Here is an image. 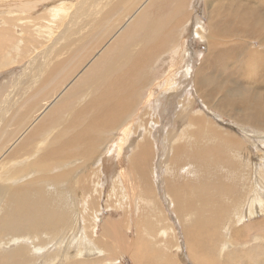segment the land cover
Segmentation results:
<instances>
[{"label":"bare ground","instance_id":"bare-ground-1","mask_svg":"<svg viewBox=\"0 0 264 264\" xmlns=\"http://www.w3.org/2000/svg\"><path fill=\"white\" fill-rule=\"evenodd\" d=\"M37 1L26 0L22 4L23 13L30 15L25 18L27 21L24 25L34 27L30 30L31 35L36 34V26L40 22L31 17L32 11L41 3ZM244 1L206 0L209 29L201 25L197 35L208 45V53L195 70L191 59L194 52L185 40L186 34L193 28L192 12L188 8L189 2L193 0H78L74 3L63 0L61 3L57 1L60 5L53 8L52 14L48 12L54 16L53 20L47 21L48 14L42 17L38 31L40 37L53 44L49 49L44 48L47 49L44 55H48L45 56L48 59L43 63L37 58L30 62L32 69L29 73L35 69L39 72L41 63L43 73H37L35 81L31 83L37 85L43 82L46 87L39 92L32 91L30 96V92L22 93L28 97L20 106L30 105L22 113L21 108L9 120V108L3 103L9 101L8 105L10 96L0 99V251L14 247L9 252L6 250L9 253L6 257L0 252V264L7 261L10 264H121V260L111 256L113 251L129 256L133 264H184L175 261L169 254L170 237L173 235L174 241L177 235L166 221L165 210L152 197L150 186L148 198L142 200L143 205L139 193L137 196L133 191L139 190L136 176L142 177L140 180H145V184L150 183L148 171L153 160V148L150 147L152 139L147 134L130 150L131 155L126 157L130 162V167L127 165V180L130 184L125 183L127 187L124 186L121 177L120 180L118 177L115 188L109 193L116 195L115 203L121 204L118 207L113 205L114 202L111 204L113 197L106 206L108 209L125 210L133 219L140 211L139 218H143V215L146 220L145 224L142 221L144 228L138 227L141 244L135 242L134 245L127 232L120 229L119 221L113 219L104 222L101 226L103 234L97 237L103 212L99 205L103 200L100 179L93 181L89 177V187L86 186L89 192L76 208L73 206L78 205V202L70 199L66 185L75 178L73 174L76 171L81 170L82 179L85 173H92V166L104 164L102 168L108 174V166L123 161L126 148L133 144H130L129 128L122 123L127 121L124 116L137 102L140 103L137 97L139 91L159 88L160 97H165L167 102L173 104L174 99H179L185 92L187 94L185 87L190 84L192 76V104L196 105L200 99L208 109L217 111L241 126L245 135L242 138L233 132L220 131L215 120L206 119L200 111L195 118L191 116L187 138L174 141L172 150L165 151L169 157L164 162L169 164L167 172H172L179 170L176 168L180 157H184L187 175L196 179L191 181L189 178V181L196 183L197 190L189 192L176 187L167 190L164 196L167 208L182 223L190 255L198 258L202 264H221L216 254V243L222 238L219 226L224 225L228 237L222 246L229 247L236 237L243 236L244 228L240 230L238 227L244 220L264 213V138L251 139L245 133L248 127L264 131V15L250 7V2ZM166 2L174 6L172 13L167 12L163 16L164 4H160ZM171 3L167 5L171 6ZM156 6L160 7L159 10ZM154 8L158 11L156 15L151 13ZM58 23L64 27L57 35L56 29L60 28ZM23 28L24 34L28 35L26 26ZM176 30H180L177 40ZM7 32L1 33L8 39L10 34ZM26 35L22 34V37ZM31 38L36 40L35 37ZM24 40L27 41L26 38ZM33 41L27 42L33 45ZM255 44L257 47H254ZM63 51H68L69 55L58 59L57 52ZM54 52L56 57H53ZM165 56L169 71L166 70L159 79L151 76L150 72L157 67L158 62L164 61ZM180 69L182 72H179ZM48 74V79L43 81ZM149 76L153 79H148ZM70 81L73 84L70 85ZM47 87L49 91L46 95L35 101L33 98ZM62 87L64 89L60 94L54 96ZM151 93L148 92L147 105L152 103ZM70 102L74 107L70 108ZM38 103L39 106L41 104L39 108ZM156 106L155 111L161 112V105ZM121 120L123 128L121 125L116 126ZM116 127L122 128L119 131L123 137L116 140L107 154H100L101 150L97 147L100 133ZM257 139L259 144H251L250 140ZM260 161L263 167L257 165ZM164 162L159 164L163 165ZM217 163L222 174L217 170L214 177L211 167ZM209 174L213 177L212 186L206 183ZM121 185L124 186V194L118 189ZM210 187L218 196L231 195L228 204L224 206L217 199L210 198L211 195H205ZM125 201L129 203L124 206ZM96 202L98 206L91 208ZM139 218L136 219L138 226ZM209 227L214 229L208 243L204 235ZM230 233L233 236L229 237ZM150 238L153 243H149ZM161 239L162 242H158ZM255 240L260 241L259 238ZM108 241H111L112 246ZM24 243L29 246H22ZM55 245H59V248L56 247L58 250L52 254L50 250ZM175 249L179 251L180 246ZM91 253L103 254L104 257L86 259L85 256Z\"/></svg>","mask_w":264,"mask_h":264},{"label":"rangeland","instance_id":"rangeland-1","mask_svg":"<svg viewBox=\"0 0 264 264\" xmlns=\"http://www.w3.org/2000/svg\"><path fill=\"white\" fill-rule=\"evenodd\" d=\"M23 1L25 2L26 0H20V1L19 0L18 1L17 0H0V31L1 32L3 31V33H6L7 30L9 29L7 34H10V36L8 35V39H7V37L0 32V99L3 100L4 98L10 96L9 97V99H11L10 103L8 105H7V103L9 101L3 103V106H6L7 108H9V112H8L9 115L7 113V117L8 118L6 117L8 120L11 119V117H14V115L17 113V111H19L21 108H22V111H21V113H22V112H24L26 110V108L29 107L30 104L26 105L25 107H24V105L23 106H20V105H21L22 102H24L27 99L28 96H30L32 94V91H37L38 90V92H39V91L42 90L43 87H46L45 85H43V82H41V84H37V85L35 83H31V82L35 81L34 79L37 77L36 76L37 73L38 74H42L43 73L41 71V68L43 67L41 63H43L42 61H45V59H48L47 58L48 55H44V54L47 51V49H49L52 46V44H53V42H46L45 39H44L45 40L44 41L43 38L40 37L41 34L38 31L41 28L42 17L45 16V14H48L49 15L48 19L49 20H47V21H50L51 19L53 20L54 16L53 15L51 16L49 13L51 12V14H52V11L54 9H56V6H59L60 3L63 0H45V1H41V0L37 1V0H35V1H37V3H39V2H41V3L39 4V6L34 11H32L33 15H31V17H34L33 20L36 19L35 20L36 22L40 21L41 24H40V22L38 23L39 24V25H37L38 27L36 26V34L32 33L33 35H31L30 30H33L34 27L33 26L30 27L27 24L24 25L25 21H27V19H25V18H27L28 16L30 17V15H26V14L23 13L24 12V9L22 7V4H24ZM57 1H59L60 3L57 2ZM65 1L67 3H74V1L77 2L78 0H65ZM245 1L250 2L249 3L250 7L254 8L256 11H258L259 13H262L264 15V0H255V1H253V0H245ZM66 2H64V3H66ZM190 2H189V5L191 7L188 5V8L192 12V21H193L192 25H193V28L190 30V32L188 34H186L185 40L187 41L186 43L189 44L192 47L191 50L194 52L195 56L193 55L191 59H192V68H193V70H195L198 66L201 65L203 58L208 53V51H207L208 50V45L205 42H203V39H201L200 36L197 35V31L199 29L198 27L201 26V25L203 27H205L206 29H209V23H208V21H209V15H208L209 9H208L206 0H193L192 3H190ZM170 3L171 2H166V3L160 4V5L164 4L163 8H162L163 9L162 13H164L163 16L166 15L167 12L168 13L169 12L172 13L171 10H172V7L174 6V4L171 3V6L167 5V4H170ZM165 6H167V7H165ZM160 7H162V6H160ZM160 7L156 6L155 8H157V10H159ZM155 8L151 10L152 15L153 14L156 15L158 13V11ZM153 12H155V13H153ZM199 23H201V24H199ZM58 25H59L60 28L56 29V32H57L56 34L57 35L64 27L63 24H61L62 26H60V24L58 23ZM24 26H26L27 33L29 32L28 35L24 34V28H23ZM37 28H39V29H37ZM190 28L191 27L189 25V29ZM14 30H16V31H14ZM178 32H180V30H176L175 31V33H177L176 36H175L176 40H177V38L180 37L179 36L180 34ZM22 34L26 35L24 38H26L27 41L28 40L29 41L30 40L33 41L31 36L35 37L36 40L33 41V45L29 44L26 40H24V38L22 37ZM28 36H29L30 39L28 38ZM20 39L22 40V42H21ZM41 41H42V43H41ZM38 42H40V43H38ZM26 43H28V44H26ZM172 44L173 43H171V45ZM254 47H257V44H255ZM44 48H47V49H44ZM31 49H32V51H31ZM42 49H44V50L42 51ZM27 51H30V52L28 53ZM31 53L32 54L35 53V54L32 56ZM54 54L55 55L53 57H56V53L55 52H54ZM60 54H62V57L60 56ZM183 54H185V52ZM7 55H8V58L6 59L5 56L7 57ZM57 55H59V58L58 57L57 58L60 59V58H66V56L69 55V54H68V51H63L61 53L57 52ZM11 56H13V57H11ZM45 56H47V57H45ZM53 57L51 58V59H53V60H51V62L54 61ZM36 58H37V60L39 59L38 61H41V63L39 64V72H38L37 69H35L34 71H37V72L33 71L30 74L29 72L32 69V65H31L30 62L32 60L36 59ZM41 58H44V59H41ZM3 59H6V60L4 61ZM166 59H167V56H165L164 61L161 60L163 62H160V63L158 62L157 67H155V69L153 70L154 73H153V71L150 72V74H152L151 76H154L155 78L159 79V76L165 75L166 70L169 71L170 67L168 66V64H165V62H166L165 60ZM2 63H4V64H2ZM242 67L245 68L244 65ZM184 69H186V65H184ZM180 70H179V72H182V69H180ZM179 75H180V78H181L182 77L181 73ZM151 76H149L148 79H150V78L153 79ZM48 77H49V74L43 78V81H44V79H48ZM31 79H32V81H31ZM192 80H194L193 76L190 78V81H189L190 84L188 85L189 87L186 84L185 88L188 91L187 94H185L186 93L185 92L181 97L179 96V99L177 98L178 101H177V99H174V101H172L173 104L167 102V99L165 97L164 98H163V96L160 97V94H158V93H160V89L159 88L151 87L150 89H146V88L144 90L140 89L141 91H139L138 96H137L138 97V101L140 100L139 101L140 103L137 102V104L134 105L135 107H133L129 111L130 113L128 112L127 116H124V118L127 119L126 122L123 121V123H122V120H125V119H122L120 124L116 125V126H120L121 125V127H122V124L125 125V126L127 125V127L130 130V133H131V135H130L131 143L130 144H133V145H129L127 147L128 149L126 148V150L124 152L123 161L122 162L118 161L115 165H112V166H115V167H112V166L109 167L108 166V168L110 170V172L108 174L106 172H104V170L102 168V167H104V164H101V165L97 164L98 166H96V165L92 166L93 168H91V171H90L92 173H89V172L85 173L86 175L84 174L82 179H81V174H80L81 170L78 171V172L76 171L75 175L73 174V176L75 178L72 180L71 183H67L66 186L68 188L66 187V189L69 191L70 199L75 200V201L78 202V205L73 206V208L74 207L76 208V207H79L80 203L83 202L82 200L85 198L86 194H88V192H89V190H88L89 188L86 187V186L89 187V177L93 181L94 180L98 181L100 179L99 180V184H100V188L102 189L101 194L103 193L102 194V198H103L104 201L102 200L100 202V204H99L101 206V209H102L103 212L101 213L102 216H101V218H100L101 220L99 222L100 228L98 230L97 237H100L103 234V231L101 230V226H103L104 222L107 221L108 219H113L115 221L116 220L119 221L120 229H122V230L127 232V234L129 235L128 237L130 238L131 241L134 242V245H135V242H136V244H141V239L142 238H141V235L139 233L140 230H139L138 227L141 226L140 229L144 228V226L142 225V221H143V224H145L146 220H145L143 215L141 216L143 218H139V216L141 215L140 211H138V216L136 215V217L133 219V217L129 216L128 213H125L126 212L125 210L114 209V208L108 209L109 207L107 208L106 206H107V203L109 205L110 200L113 197L114 198H113L111 204H113V202H114L113 205L115 207H118L119 204H121V202H119L118 204L115 203L116 200H117L116 195H114V194L110 195L109 193H112L111 190L113 191V189L115 188L114 186H115V183L118 180V177H119V180H120V177H121V181H122L124 186L126 184L128 185L129 181L127 180V178H128L127 173H128L129 170H128V166L127 165H129V167H130V162H129V160L126 157L131 155L130 150H133V148H135L136 144H138V142L140 141V139L143 137L144 134H147L148 138L150 137L149 139H152V146H150V147L153 148V152H152V158H153L152 164L153 165L151 164V167H150V169L148 171V176H149L148 181L150 183L145 184L144 183L145 180H140V178H142V177L136 176V181L139 183V190H135L134 189L133 190V191H135L134 194H136L137 196H139V195L141 196L140 202L143 205V201L142 200L145 197H146V199L148 198L147 197L148 196L147 195L148 194V187L150 186V191L152 193L151 194L152 197H154L155 201L158 202V206H161V208H163L165 210L164 211L165 217H167L166 221H167L168 225L173 227L172 230L177 235L176 238L173 241L172 240L173 235L170 233V235H172V237H170V249H171L169 251L170 256L175 261H177V262L179 261V262H182L184 264H202V261L200 263L198 258H196L195 256H191L190 255L189 247L186 245L187 237H186L184 228L181 226L182 223L178 219L177 215L173 211H171V209L167 208V206H166L167 205V201H166V198L164 196L166 194L165 192L167 190H170V189H173V188H176V187H182L184 190L189 191V192H192L193 190L196 191L197 190L196 189V183L191 182L192 180H196V179L190 177V175H187V173H186L187 172L186 171L187 168L185 167L186 162H184V161H186V159L184 157H180L181 160H179V165L176 168V169H179V170H173L172 172H167L168 171L167 166L169 164L165 163L164 161L167 160V158L169 157V153H167V152H169V150L170 151L172 150L173 146L175 145L174 141H177V139L178 140H180V139L183 140V139L187 138L186 131L189 130L188 129V127H189V118H192L194 116L196 117L198 115L199 111H200V113H202L204 115V117L206 119H210V120H213V121L215 120L214 122L216 123L217 127L219 129H221L220 131H222V132H224V131L233 132V133H235L236 135H238L239 137H242V138L244 137L245 134L242 132V127L241 126L237 125L230 118L225 117V116H221V114L217 113V111H213V109L212 110L208 109L206 107V105L203 104V102L200 99H198V103L196 105H193L194 104V102H193L194 95L192 93H190V92L194 91V81H192ZM183 81H185V79H183ZM24 82H26L27 84H25ZM30 84L33 85V86H31ZM65 84H64V86H66ZM71 84H73V81H70V85ZM243 84L245 85L246 83H243ZM239 85H240V83H239ZM63 87H62V89L60 88L59 93L58 92L55 93L54 96H58L60 94V92L64 89ZM48 91H49V88L47 87L44 92L38 93L37 96L34 97L33 99L35 101L38 100V99L39 100L42 99L44 97V95H46V93ZM144 91H146V92H144ZM24 92H30V94L28 96L24 97L23 96ZM148 92L149 93L152 92L151 94H149V96H152V98H151L152 103L150 105L145 104L146 103V99L148 97ZM259 92L261 93L263 91H259ZM21 96H22V100H21ZM188 96H190L189 99L187 98ZM158 99L161 101L160 103H158V101H159ZM2 100H0V101H2ZM69 104L68 105L70 106V108L74 107L73 105H71L72 104L71 102ZM156 104L157 105H161V107L159 108L161 110V112H159V113L155 111V109L157 108ZM68 105H67V108L69 107ZM37 106H38L37 108H39L41 106V104L39 106V103H38ZM184 108H186V109H184ZM179 109H181V110H179ZM201 111H203V112H201ZM33 112H31V113L33 114ZM32 114H31L30 117H32ZM174 114H176L177 116L174 115ZM151 117H152V119H150ZM184 118H185V120H184ZM15 119H17V118H15ZM180 119H181V121H179ZM154 120H155L156 123L154 122ZM173 120H174V122H172ZM147 124H148V126H147ZM182 125H183V127H182ZM153 126H156V127H153ZM121 127H118V128L116 127V128H114L115 130L114 129H109L107 131H104L105 133L103 132V134L100 133V143H99L100 145L98 144V146H97L98 149L100 148L99 151L101 150L103 152L102 153L100 151V154H104V155L107 154V152L111 151L113 146L116 144V140H118L120 137H123V133H120V131H119V129ZM148 127L149 128L151 127L150 128L151 131L149 130ZM248 128L249 129H246L247 132H245L246 135L248 136V138H251V139L258 138V137L264 138V131H262V130L255 131L253 128H250V127H248ZM140 129L142 130L141 131L142 134H141V132H139ZM146 130H149V131H146ZM167 133H168V135H167ZM170 133L172 135H170ZM175 134H177V135H175ZM144 137H145V135H144ZM167 142H169V144L166 145ZM250 142H251V144H255V143L259 144L258 143V139H257V141L250 140ZM153 144L155 145V147L153 146ZM109 146H111V148ZM130 146H132V147H130ZM108 147L110 149H108ZM164 147L166 148V150H165ZM169 148H171V149H169ZM165 151H167V152H165ZM154 157H156V158H154ZM159 162H164V163H163V165H160ZM0 163H2V161H0ZM257 165H262V167H263V162L260 161V162H258ZM213 167H211V169H214L213 170L214 173L212 172L213 176L214 175L216 176V174L218 173L217 170L220 173L222 172V170L220 169L218 163L213 165ZM100 169H101V172L99 171ZM94 170L96 172H94ZM225 171H227V169H225ZM204 172L205 171H203V173ZM227 172H229V170ZM209 173H211V172H209ZM204 174L207 175V172H205ZM3 175H5V173L2 174V177H3ZM168 175H169L170 178L168 177ZM155 176H157V177H155ZM172 177L175 178V179L177 177H179V179L175 180ZM163 178H165V179H163ZM189 178L191 179V181H189ZM212 178L213 177H211V175L209 174V177L207 176V180L208 181L206 180V183H208L211 186L213 185V181H211ZM124 179L127 180V181H125ZM170 179H172L173 181L170 180ZM198 180H200V179L198 178ZM154 181L155 182L157 181V183H155ZM166 181H168V183H166ZM226 181H228V180H226ZM79 182H81V183H79ZM87 182H88V184H87ZM123 185H121L120 188H118V189L121 190L122 193L124 194L125 190L122 188ZM127 185H126V187H127ZM80 187L84 188V189H81ZM234 187L236 188V186H234ZM258 188H260V186H258ZM258 188H255V189H258ZM206 192H205V195H207L209 197L211 195L210 198L217 199V202L221 203L224 206L228 204V201L231 198V195H228V194H224V195H219L218 196L215 193V191L213 190L212 187H210ZM138 193H139V195H138ZM78 197H80V198H78ZM107 199H109V200L107 201ZM127 203H129V202L125 201L124 202V206ZM138 203H139V200H138ZM97 206H98V202H96V205L92 206L91 208H96ZM133 206H136V205H133ZM138 218H139V226L136 223V219H138ZM260 223H261V225H259ZM252 225L255 226V227H253ZM223 226L224 225H220L219 228H218V229H220V232H222L221 233L222 234V238H221V240L219 242L216 243V254L218 255L217 256V260H219L221 264H236V263L237 264H264V213L260 214L256 218L251 216L250 219L244 220L240 224V226L238 227L240 230H242V228H244V230L242 231L243 236L236 237L234 239V242L231 241V238H230L231 245L229 247H227L225 245H223L224 247L222 246L223 242H225L226 239L228 238L226 236V232H225V229H224ZM213 229H214L213 227L212 228L209 227L207 229L205 235H204V240L208 241V243H209V241L211 240V238L213 236ZM208 231H210V233H208ZM247 231H249V232H247ZM2 232H5V230H3ZM224 232H225V234H224ZM231 236H233V235H231V233H230L229 237H231ZM246 236H247V238H246ZM255 238H259L260 241L255 240ZM149 241H150L149 243H151L153 241V239L150 238ZM158 242H162V239L160 241L158 240ZM220 242H222V243H220ZM108 243H109L110 246H112L111 245V241H108ZM23 245L24 246H29L27 243L22 244V246ZM234 245H237V246L234 247ZM58 246L59 245H57V246L55 245L53 250L51 249L50 252H53L52 254H54L55 251L58 250L56 248ZM113 246L115 247L116 244L114 243ZM177 246H180V250L179 251L175 249ZM18 247H20V244L18 245ZM11 248H14V247H11ZM11 248L10 249L6 248V249L3 250V252L0 251L1 255L6 257L9 254L8 252H9V250H11ZM65 249H67V248H65ZM6 250H8V252ZM172 250H174V251H172ZM217 250L220 251V252H218ZM111 256L115 260H121V264H133L132 263L133 262L132 258H129V256H127V255L117 254V253H115L113 251ZM85 257H86V259H95V260H97V258H99V257H100V259L103 258L104 255L103 254H98V253H96V254H92L91 253V254H88ZM228 257H229V259H228ZM210 258H211V256H210ZM35 259H37V258H35ZM45 262L48 263V261H45ZM208 263L205 262V264H208ZM4 264H10V263L7 261Z\"/></svg>","mask_w":264,"mask_h":264}]
</instances>
